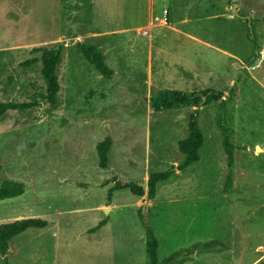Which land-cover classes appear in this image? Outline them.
I'll use <instances>...</instances> for the list:
<instances>
[{
    "label": "rangeland",
    "instance_id": "rangeland-1",
    "mask_svg": "<svg viewBox=\"0 0 264 264\" xmlns=\"http://www.w3.org/2000/svg\"><path fill=\"white\" fill-rule=\"evenodd\" d=\"M249 24L262 46L251 62ZM59 43L54 107L40 98L41 63H22L33 48ZM79 43L98 46L114 73L100 74ZM236 84L227 111L232 168L213 103L200 108L201 160L178 170V143L195 108L155 112L150 98L164 89L228 95ZM35 98L34 108L0 113V185H26L23 195L0 202V224L43 218L60 231L52 224L26 230L0 264H149L148 226L160 264H171L196 248L181 231L197 220L210 235L212 224L246 221L261 234L252 243L264 242V0H0V105ZM106 137L113 144L102 169L97 144ZM172 167L176 177L153 200L129 190L109 197L115 181L147 183L151 172Z\"/></svg>",
    "mask_w": 264,
    "mask_h": 264
},
{
    "label": "trees",
    "instance_id": "trees-1",
    "mask_svg": "<svg viewBox=\"0 0 264 264\" xmlns=\"http://www.w3.org/2000/svg\"><path fill=\"white\" fill-rule=\"evenodd\" d=\"M230 2L231 0H226ZM249 20H247L248 22ZM250 22V21H249ZM249 38L253 44V54L247 59V62L257 60L262 51V46L255 33V25L249 24ZM78 47L84 58L102 75L109 76L114 73L113 69L106 63L105 57L101 49L89 43H79ZM35 56L27 59L22 63L23 67L35 66L41 63V76L45 82V90L41 93L40 98L45 102L56 107L59 103V94L61 90L60 84V66L63 61L64 46L59 43L52 47H35L32 49ZM237 84L229 91L228 95L218 90H207L205 92L188 93L182 90L164 89L150 98V106L155 112L180 110L187 107H194V111L190 116L188 124V135L179 141L178 146L184 159L178 165V170L184 171L201 160L203 149L206 141L204 132L199 124V113L202 106L217 103L216 124L222 134V146L226 151L228 164L232 168L234 164L235 145L232 137L235 134L234 128L228 123L227 111L230 102L236 96ZM39 105L38 99L30 102H7L0 105V113L3 114L8 109L26 110ZM113 140L106 137L97 144V153L99 157V166L102 169L109 168V154ZM2 164L0 163V173ZM176 177L174 167L167 171H154L149 174L146 188L141 182L135 180L115 181L114 188L110 191L109 197L114 190H129L133 195L144 197L149 200L156 198L158 187L160 184L170 181ZM26 185L23 182L15 180H5L0 185V202L15 198L25 193ZM141 217L143 215L141 214ZM107 224V220H102L96 228H100ZM48 225V221L43 218H22L7 223L0 224V253L6 256L10 249L11 240L24 233L31 228H44ZM95 228V229H96ZM147 255L149 264H160L159 241L154 234L152 227L148 226L146 230ZM178 264L180 263L177 262Z\"/></svg>",
    "mask_w": 264,
    "mask_h": 264
},
{
    "label": "crops",
    "instance_id": "crops-1",
    "mask_svg": "<svg viewBox=\"0 0 264 264\" xmlns=\"http://www.w3.org/2000/svg\"><path fill=\"white\" fill-rule=\"evenodd\" d=\"M50 222L46 227L54 225V234L57 232L58 236L57 221ZM212 225L211 235L208 232L210 226L205 221L197 220L184 226L185 230L181 231L183 237L188 244L196 243V248L186 259L179 260V264H264V242L258 240L252 243L251 239L261 234L251 230L249 223L231 218ZM175 236L173 233L172 237ZM210 237H214L216 243L211 244ZM173 242L176 243V240ZM179 261L171 264H178Z\"/></svg>",
    "mask_w": 264,
    "mask_h": 264
},
{
    "label": "water",
    "instance_id": "water-1",
    "mask_svg": "<svg viewBox=\"0 0 264 264\" xmlns=\"http://www.w3.org/2000/svg\"><path fill=\"white\" fill-rule=\"evenodd\" d=\"M141 185L143 186V187H146L147 186V183L146 182H143V183H141ZM144 210V209H143Z\"/></svg>",
    "mask_w": 264,
    "mask_h": 264
}]
</instances>
